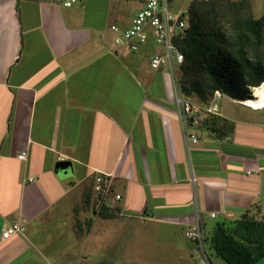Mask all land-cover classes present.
I'll use <instances>...</instances> for the list:
<instances>
[{"label": "crops", "instance_id": "crops-1", "mask_svg": "<svg viewBox=\"0 0 264 264\" xmlns=\"http://www.w3.org/2000/svg\"><path fill=\"white\" fill-rule=\"evenodd\" d=\"M142 2L0 0V264H129L104 249L109 222L131 214L166 225H155L164 238L197 218L205 239L248 209L264 218V106L231 115L219 97L242 102L219 93L213 112L183 126L171 75L149 65L159 47L133 52L110 28L127 27ZM211 116L223 119L213 131ZM97 171L113 173L121 196L107 201L112 217L94 207ZM14 221L25 231L3 239Z\"/></svg>", "mask_w": 264, "mask_h": 264}, {"label": "trees", "instance_id": "trees-1", "mask_svg": "<svg viewBox=\"0 0 264 264\" xmlns=\"http://www.w3.org/2000/svg\"><path fill=\"white\" fill-rule=\"evenodd\" d=\"M248 5L249 0L190 1L182 37L174 40L183 54L179 74L174 75L182 96L196 95L207 103L216 91L240 101L260 94L264 85V14L255 18ZM219 123L222 118L211 116L203 126L213 131ZM228 125L231 129L232 123ZM253 213L251 208L237 219L217 221L205 239L227 264L264 260V218ZM98 214L113 216L107 207Z\"/></svg>", "mask_w": 264, "mask_h": 264}, {"label": "built area", "instance_id": "built-area-1", "mask_svg": "<svg viewBox=\"0 0 264 264\" xmlns=\"http://www.w3.org/2000/svg\"><path fill=\"white\" fill-rule=\"evenodd\" d=\"M56 1L65 7H71L79 2V0ZM168 4V0H143L142 6L135 12L127 27L121 29L119 25L112 24L110 28L115 33V43L123 44L133 52L139 50L140 47L146 44L150 39L155 45L161 46L160 51H156L150 56L149 65L153 70L166 68L171 75L177 116L181 124L185 126L187 119L191 115L211 113L213 112V108L211 107L212 102L210 105L202 106L185 99L176 88L172 73L174 69L173 62L179 65L183 60V54L177 48L174 40L182 37L184 28L186 27V17L184 14L185 12L172 13L169 10ZM253 89L254 88H252V97ZM215 93L217 95L219 94L218 91ZM241 102L244 104V101ZM185 136L189 137L193 143L197 142V138L193 134L185 133ZM25 156L26 151L24 150L17 155V158L24 159ZM93 178V202L97 211H100L107 205L109 198H113L114 200L120 199V194L115 193L113 189V173L97 171L93 175ZM211 216L214 217L215 214L211 213ZM201 228V221L197 218L185 229L184 236L197 243L201 251L199 264H212L203 246ZM24 231L25 227L18 221H14L2 229L1 237L6 239L14 234H22Z\"/></svg>", "mask_w": 264, "mask_h": 264}, {"label": "rangeland", "instance_id": "rangeland-1", "mask_svg": "<svg viewBox=\"0 0 264 264\" xmlns=\"http://www.w3.org/2000/svg\"><path fill=\"white\" fill-rule=\"evenodd\" d=\"M240 1V0H236ZM189 0H173L170 4V9L174 8H187ZM137 2L131 1V7L135 8ZM248 11L255 18L264 14V0H249ZM161 49L160 45H156ZM174 68L179 65L174 62ZM179 74V69L175 71V76ZM264 93V85L260 94ZM215 93L208 99L207 103H202L196 95L184 96L194 103L202 106L210 105L214 101ZM264 95V94H263ZM240 101V100H239ZM218 108L228 114L240 113V109H247L243 104L230 102L225 98L218 99ZM110 211V210H109ZM116 217V220L110 221L106 228L107 236L109 239L114 240V245L110 248L104 249L113 260L127 259L130 260L129 264H199L201 251L197 243L186 238L183 233H179L177 229L170 230L168 233L158 235L155 225L165 227L162 223L143 224L133 214L121 218ZM107 224V223H105ZM203 246L205 252L212 264H227L221 257L217 256L210 244L203 237ZM257 264H264V260H260Z\"/></svg>", "mask_w": 264, "mask_h": 264}, {"label": "bare ground", "instance_id": "bare-ground-1", "mask_svg": "<svg viewBox=\"0 0 264 264\" xmlns=\"http://www.w3.org/2000/svg\"><path fill=\"white\" fill-rule=\"evenodd\" d=\"M263 94H259L254 99H246V100H244V104L249 105V106H251L253 108L263 107L264 106V95Z\"/></svg>", "mask_w": 264, "mask_h": 264}, {"label": "water", "instance_id": "water-1", "mask_svg": "<svg viewBox=\"0 0 264 264\" xmlns=\"http://www.w3.org/2000/svg\"><path fill=\"white\" fill-rule=\"evenodd\" d=\"M68 168H71V162L68 160H60V161H57L55 164L56 171L61 170L64 173H67Z\"/></svg>", "mask_w": 264, "mask_h": 264}]
</instances>
